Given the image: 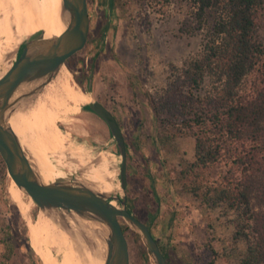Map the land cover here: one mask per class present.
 <instances>
[{"label": "rangeland", "instance_id": "1", "mask_svg": "<svg viewBox=\"0 0 264 264\" xmlns=\"http://www.w3.org/2000/svg\"><path fill=\"white\" fill-rule=\"evenodd\" d=\"M88 4L91 25L87 45L64 68L71 73L73 84L90 95L92 103H101L118 119L127 141L128 185L123 192L119 179L122 158L107 125L88 109L92 103L84 105L79 114L70 116L66 124L63 118H55L45 109L36 116L53 136L57 153L61 155L68 133L71 144L82 148L85 160L89 161L82 166L68 155L57 157L56 163L59 162L66 174L62 181L90 186L91 177L100 168L102 159H106L117 188L111 195L126 196L128 209L132 203L133 214L143 218L147 211L156 209V200L147 193L149 181L145 174L148 172L161 201L154 236L166 248L170 264H206L216 259L214 250L220 257L216 264H229L233 260L221 255L232 248L231 213L227 214L223 208L207 207L202 197L206 187L216 186L230 169L232 172L236 169L231 162L226 164L224 158L218 164L183 176L186 162L195 161L196 138L180 124L178 110H165V120H157L146 97V94L156 99L163 96L164 91L173 86L177 76L175 68L181 69L201 51L204 33L185 32L196 25L192 9L184 0H120L115 9L102 5L99 0H89ZM105 20L109 28L100 41L99 26ZM257 24V38L264 44V10ZM29 38L16 40L12 45H0V78L17 61ZM257 70L245 79L244 92L251 93L260 86L262 73ZM88 79L92 80L91 91ZM78 81L82 82L81 86ZM185 91L184 88L183 93ZM179 96L174 92L163 101L180 102L183 98ZM24 124L44 143L27 123ZM13 205L19 209L21 218ZM116 205L121 207L119 201ZM57 213L45 210L55 226ZM121 222L129 243L131 264H155L141 236L124 219ZM27 239L43 264H48L45 248L57 254L56 232L44 219L42 210L16 185L6 165L0 162V264H37ZM99 241L96 234L81 235L87 256Z\"/></svg>", "mask_w": 264, "mask_h": 264}, {"label": "trees", "instance_id": "2", "mask_svg": "<svg viewBox=\"0 0 264 264\" xmlns=\"http://www.w3.org/2000/svg\"><path fill=\"white\" fill-rule=\"evenodd\" d=\"M99 1L115 9L120 0ZM184 1L192 9L196 22L185 32L195 35L202 31V49L181 69L175 68L176 79L163 96L156 99L146 94V97L157 120H165V110H178L180 124L196 138L195 161L186 162L183 176L218 164L224 158L226 164L231 162L235 167L236 172L230 169L216 186L206 187L202 202L209 208H223L227 214L231 213L232 248L221 257L232 259L229 264H264V44L257 38V21L264 10V0ZM99 28L98 38L103 41L109 23L105 20ZM256 70L262 73L260 86L251 93L244 92L245 79ZM78 84L81 86L82 82ZM174 92L183 100L163 101ZM0 162L5 166L1 155ZM145 176L149 181L148 197L156 200V209L155 212L149 209L143 218L136 217L146 223L154 236L161 201L150 174L147 172ZM131 207L134 208L132 203L129 211L133 213ZM13 209L21 218L16 205ZM157 242L170 264L166 248ZM27 245L34 261L43 264L29 239ZM213 253L217 259L218 251ZM216 259L206 264H216Z\"/></svg>", "mask_w": 264, "mask_h": 264}, {"label": "water", "instance_id": "3", "mask_svg": "<svg viewBox=\"0 0 264 264\" xmlns=\"http://www.w3.org/2000/svg\"><path fill=\"white\" fill-rule=\"evenodd\" d=\"M63 10L68 14L66 31L53 39H45L42 33L30 37L17 61L0 78V155L9 176L41 210L74 212L105 226V264H131L121 219L141 236L155 264H168L149 227L129 211L126 196L103 194L83 183L62 179L49 185L41 183L8 123L10 113L42 94L66 62L87 45L91 25L88 0H63ZM89 89H92V80ZM88 109L103 120L116 141L122 158L119 179L121 190L125 192L128 185L127 145L121 125L99 102L90 104ZM118 201L121 207L113 205Z\"/></svg>", "mask_w": 264, "mask_h": 264}, {"label": "bare ground", "instance_id": "4", "mask_svg": "<svg viewBox=\"0 0 264 264\" xmlns=\"http://www.w3.org/2000/svg\"><path fill=\"white\" fill-rule=\"evenodd\" d=\"M67 25L68 14L63 10V0H0V45L2 43L12 45L16 40L29 38L39 33H42L45 39H53L61 36L66 31ZM71 77V73L63 66L42 94L9 114L8 123L18 136L38 179L46 185L66 177L59 162L56 163L57 157L68 155L82 166L89 162L85 160L82 148L71 144L68 133L67 140L61 148V155L57 153L53 136L36 117L45 109L51 116L63 118L66 124L70 116L79 114L84 105L92 103L90 95L73 84ZM24 122L40 136L44 143ZM90 180V187L94 191L110 195L117 190L113 183L111 165L106 159H102L100 168ZM113 205L116 203L113 202ZM42 215L56 232L57 239V254L45 248L48 264H79L82 260L84 264H105L106 247L103 237L105 226L103 224L84 219L74 212L58 211L55 226L49 221L45 210H42ZM66 221L67 224H65ZM82 234L90 237L96 234L100 240L90 256L86 255V248L81 243ZM60 251L63 252L62 255L58 254Z\"/></svg>", "mask_w": 264, "mask_h": 264}, {"label": "flooded vegetation", "instance_id": "5", "mask_svg": "<svg viewBox=\"0 0 264 264\" xmlns=\"http://www.w3.org/2000/svg\"><path fill=\"white\" fill-rule=\"evenodd\" d=\"M89 83H90V79H88V82H87L88 87H89ZM117 120H118V119H117Z\"/></svg>", "mask_w": 264, "mask_h": 264}]
</instances>
